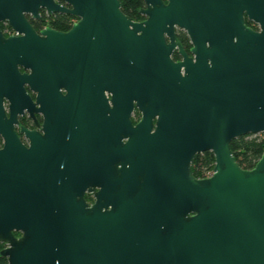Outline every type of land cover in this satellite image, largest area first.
Listing matches in <instances>:
<instances>
[{
    "label": "water",
    "instance_id": "water-1",
    "mask_svg": "<svg viewBox=\"0 0 264 264\" xmlns=\"http://www.w3.org/2000/svg\"><path fill=\"white\" fill-rule=\"evenodd\" d=\"M63 1L71 8L0 0V19L23 33L0 35L6 264H264V146L250 169L230 149L264 133V0H142L141 22L119 0ZM40 4L78 20L37 35L21 11ZM174 25L193 57L170 58ZM23 108L44 117L43 134L26 130L29 148L12 128ZM68 144L88 149L85 181L81 167L43 157ZM203 151L213 172L199 178L190 164ZM88 185L100 186L91 207Z\"/></svg>",
    "mask_w": 264,
    "mask_h": 264
},
{
    "label": "flooded vegetation",
    "instance_id": "flooded-vegetation-1",
    "mask_svg": "<svg viewBox=\"0 0 264 264\" xmlns=\"http://www.w3.org/2000/svg\"><path fill=\"white\" fill-rule=\"evenodd\" d=\"M52 1L57 6L63 7L65 9L71 8V6L63 0H52ZM144 8H145V4L142 1L141 4L136 8L138 16L136 18H132L128 15L127 16L131 18L133 21L141 22L146 18L145 14L142 12V9ZM21 15L24 18V20L28 23V25L31 27V29L34 31V33L37 35H42L41 31L47 28H51L63 32L68 31L71 28L72 24H74L78 20V17L74 15H71L62 10H52V9L49 10L46 6H43L42 4L38 5L35 10L33 9L22 10ZM242 25L254 31L260 30L259 24L257 22H254L253 20H250L245 12L242 13ZM173 34H174V46L171 49L170 58L173 61L182 60L183 53L188 57H193L194 55L191 52L192 42L186 29L184 27L174 25ZM0 35L2 38H7L9 36H20L23 35V33L22 32L20 33L15 29H13L12 26L9 24L8 18H2L0 19ZM164 37H165V41L169 42V37L166 34H164ZM206 45H208V43H206ZM18 69L20 72H24V71L27 72V70H24L21 66H18ZM26 89L28 91V94L30 95L32 102L34 103L35 95L30 90H28V88ZM106 98H107L108 106L109 108H111L112 103L109 100L110 95L107 93H106ZM3 107L5 110V115L9 117L8 103L5 100L3 101ZM34 107L38 108L39 103H36ZM139 119H140V112L135 106H133L129 113V120L131 124L134 125ZM43 121H44L43 114L39 110H33L31 113L27 108H23L22 112H18L16 114L15 120L12 122V128L16 136L18 137V139L25 148H29L30 146L28 137L26 136V130L27 131L34 130L39 134H43L44 132L42 129ZM2 145H3V139L0 136V148L2 147ZM58 147H59V151H56ZM58 147L54 146L52 148V152L43 154V157H46L48 160L52 159L50 161L55 163L56 162L65 163L67 164L68 167L69 166L81 167V170H77L78 174L81 173L80 180L81 181L87 180L88 178L87 167L89 166V161H88L89 154L87 152L88 149L83 146L73 145V144H68ZM61 151H64L65 153H62ZM194 157L190 164L191 170H192V162L194 160ZM99 189H100L99 185H88L84 188L81 197L87 207H91L95 203L96 201L95 193L99 191ZM18 234L19 233H16V235Z\"/></svg>",
    "mask_w": 264,
    "mask_h": 264
},
{
    "label": "trees",
    "instance_id": "trees-1",
    "mask_svg": "<svg viewBox=\"0 0 264 264\" xmlns=\"http://www.w3.org/2000/svg\"><path fill=\"white\" fill-rule=\"evenodd\" d=\"M120 9L126 15L136 18V8L142 0H119ZM264 146V133L244 134L233 138L230 141V149L237 164L243 169L252 168L260 157ZM214 164L213 154L210 151L197 153L192 162V173L194 176H201L203 169H212ZM4 246L0 242V249ZM0 264H6V257L0 255Z\"/></svg>",
    "mask_w": 264,
    "mask_h": 264
},
{
    "label": "built area",
    "instance_id": "built-area-1",
    "mask_svg": "<svg viewBox=\"0 0 264 264\" xmlns=\"http://www.w3.org/2000/svg\"><path fill=\"white\" fill-rule=\"evenodd\" d=\"M212 172H213L212 169L207 170V171H204V169H203L202 172H201V176H199V178L208 177V176H210L212 174Z\"/></svg>",
    "mask_w": 264,
    "mask_h": 264
},
{
    "label": "rangeland",
    "instance_id": "rangeland-1",
    "mask_svg": "<svg viewBox=\"0 0 264 264\" xmlns=\"http://www.w3.org/2000/svg\"><path fill=\"white\" fill-rule=\"evenodd\" d=\"M207 170H210V169H208V168L207 169H204V171H207Z\"/></svg>",
    "mask_w": 264,
    "mask_h": 264
}]
</instances>
